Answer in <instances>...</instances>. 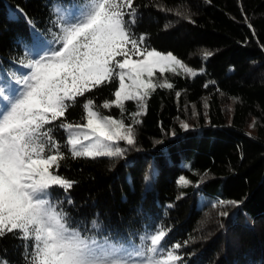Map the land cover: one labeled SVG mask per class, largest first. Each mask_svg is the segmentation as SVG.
<instances>
[{"label":"trees","instance_id":"1","mask_svg":"<svg viewBox=\"0 0 264 264\" xmlns=\"http://www.w3.org/2000/svg\"><path fill=\"white\" fill-rule=\"evenodd\" d=\"M68 2L0 0V78L28 71L21 67L30 55L28 38L35 30L53 41L56 9ZM134 6L131 31L202 74L156 72L154 82L166 79L173 88L147 98L146 113L136 117L142 122L134 125L135 146L119 142L122 157H73L60 121L48 126L64 155L58 173L73 182L69 190L51 187V198L76 227L113 241L140 247L143 237L165 230L170 245L181 244L180 264H264V0H134ZM117 87L114 79L77 97L65 120L85 123L84 104L92 99L97 111L131 124L137 102L126 101L123 112L102 107ZM181 176L187 186L178 183ZM32 245L18 232L6 233L0 261L28 264Z\"/></svg>","mask_w":264,"mask_h":264},{"label":"snow or ice","instance_id":"2","mask_svg":"<svg viewBox=\"0 0 264 264\" xmlns=\"http://www.w3.org/2000/svg\"><path fill=\"white\" fill-rule=\"evenodd\" d=\"M56 13L59 28L53 41L35 30L27 40L30 55L21 67L28 71L19 79L6 73L0 78V237L18 232L23 240L33 241L28 264H180L181 244L170 245L163 229L143 237L137 247L73 224L49 191L53 186L69 190L73 182L58 173L64 155L48 126L60 121L66 132L64 147L70 146L73 157H122L119 142L135 146L134 125L142 122L136 117L146 113L147 98L157 88H173L166 79L154 82L156 72L202 73L172 52L151 48L144 34L137 37L131 31L137 18L134 0H69ZM114 79V99L102 107L114 105L123 112L126 101L137 102L139 111L132 114L131 124L102 116L92 99L84 104L85 123L65 120L77 97ZM181 127L188 130L189 125ZM178 183L187 186L189 181L181 176ZM221 203L238 207L242 201ZM91 229L98 233L100 224L92 221Z\"/></svg>","mask_w":264,"mask_h":264},{"label":"rangeland","instance_id":"3","mask_svg":"<svg viewBox=\"0 0 264 264\" xmlns=\"http://www.w3.org/2000/svg\"><path fill=\"white\" fill-rule=\"evenodd\" d=\"M157 74V73H156ZM155 74V76L154 77H156L157 75ZM94 110H96V109H94ZM97 111V110H96ZM99 112V111H98ZM102 116H110V115H106V114H102L101 112H99ZM110 117H112V118H114V119H117V118H115V117H113V116H110ZM118 120V119H117Z\"/></svg>","mask_w":264,"mask_h":264}]
</instances>
